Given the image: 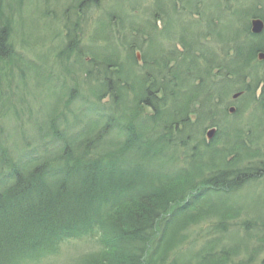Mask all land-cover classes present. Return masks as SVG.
Returning a JSON list of instances; mask_svg holds the SVG:
<instances>
[{
    "label": "trees",
    "instance_id": "16d2710c",
    "mask_svg": "<svg viewBox=\"0 0 264 264\" xmlns=\"http://www.w3.org/2000/svg\"><path fill=\"white\" fill-rule=\"evenodd\" d=\"M230 21L223 23L227 32ZM7 37L6 27L1 26L0 59L15 57ZM146 38V46L134 45L142 51L144 72H132L131 64H138L129 52L124 63L112 61L115 65L97 69L95 78H101L102 89L96 101L84 102L76 114L85 117L86 128L95 126L96 133L89 135L88 126V131L68 135L62 120L52 118L51 139L43 149L37 155L26 150L0 173V256L47 241L102 235L103 251L92 264H228L234 259L240 246L226 234L222 241L211 238L198 248H188L186 230L189 225L216 220L214 231L226 232V220L243 212L233 193L257 175L253 169H239L235 156L227 167L197 181V167L213 166L232 154L219 152L218 140L201 147L205 143L202 130L216 125L211 111L217 109L218 80L213 68L203 62L205 56L195 55L183 37L181 51L164 47L155 35ZM93 55L99 62L98 54ZM243 76L251 78L248 93H255L264 81L248 72ZM188 77L198 80V91L205 94L198 107L188 101V96L199 93L188 89ZM109 93L111 99L103 102ZM259 98L264 107V87ZM130 109L129 115L126 110ZM71 111L62 115L64 122ZM219 130L227 140L239 136ZM114 135L119 139L110 140ZM53 143L57 146L49 150L47 145ZM175 148L189 149L185 166L176 167L180 161L174 158ZM0 154L3 168L7 156L3 150ZM32 160L38 163L29 167ZM258 264H264V255Z\"/></svg>",
    "mask_w": 264,
    "mask_h": 264
},
{
    "label": "rangeland",
    "instance_id": "374dc122",
    "mask_svg": "<svg viewBox=\"0 0 264 264\" xmlns=\"http://www.w3.org/2000/svg\"><path fill=\"white\" fill-rule=\"evenodd\" d=\"M138 1L139 6L153 4V0ZM78 2L79 0H3L0 27H6L7 43L21 59H0V150L7 156L3 168L0 161V173L13 161L21 158L26 150L37 155L43 149V144L51 139L50 120L65 113L72 92H78L71 105L74 115L81 105L80 99L76 100L78 97L88 100L95 97L90 84V81H94L85 77L86 70H90L85 66L84 60L88 53L79 54V59L75 53L67 51L65 30L70 26L68 23L61 26L62 19L67 14L75 20L83 35V43L87 44L92 40L91 33L92 30L95 31L97 19L107 12L119 10L118 6L125 5L126 0H88L89 3L80 7L83 12L74 17ZM140 14L143 15V12L140 11ZM116 45L119 50H123L119 41ZM87 99H82V103ZM229 100L228 97L227 103ZM244 103L245 99H240V107L232 115L226 116V121L237 122L244 130L239 136L248 143L244 147L222 145L228 148L227 152H231L232 148L236 151L240 160L236 164L238 168H264V109L259 103L251 101L243 107ZM74 117L67 114L65 123H68V128L64 129L65 132H75L82 126L81 122L74 123ZM83 122L86 123V120ZM245 125L247 129L244 128ZM112 139L118 140L119 137L114 135ZM54 146L57 144H48L47 148L50 150ZM189 152L180 149L173 151L174 158L180 161V164L176 163V167L186 165L185 157ZM36 162L38 163L37 160L30 161L29 167H33ZM221 162L213 166L197 167V181H202L215 169L229 165L225 161ZM172 166L175 167V163ZM172 166L169 165L168 168L172 169ZM188 194L189 192L186 195ZM233 194L232 197L240 204L243 213L226 220L225 227L229 231L216 233V220L189 225L186 230V234L190 235L188 248H198L211 238L215 241L217 237H221L222 241L225 234L227 239L234 241L237 235L238 241L235 243L240 247L228 264H258L264 255V175L257 181L246 182L237 194ZM216 226L223 227L218 222ZM102 239V235H92L61 242L47 241L37 248L3 253L0 264H92L103 251ZM52 242L57 243L50 244Z\"/></svg>",
    "mask_w": 264,
    "mask_h": 264
},
{
    "label": "flooded vegetation",
    "instance_id": "af4514ba",
    "mask_svg": "<svg viewBox=\"0 0 264 264\" xmlns=\"http://www.w3.org/2000/svg\"><path fill=\"white\" fill-rule=\"evenodd\" d=\"M153 1L152 9H154V12L144 19L136 18L133 22H129L127 15L120 16L121 20L112 13L105 15L112 22L109 28L117 32V41H119V45L123 49L121 52L132 54L136 64H138L136 52L140 53L141 64H138V67L131 64L132 68L134 67V73L140 74V72H144L141 68L143 63L142 51L134 45L140 43L146 46L149 40H146L147 38L144 39L143 36L147 32L148 35H155L159 38L158 40L162 42L164 47H171L169 34L173 31L170 27L173 9L174 6L175 8H180V4L183 2L185 7L179 12V17H188L183 24L184 32L188 33V47L190 49L196 47L202 49H191V51L195 55L198 53V57H201L202 54L205 56H203L205 58L203 62L213 68L212 72L219 84L217 98L215 99L217 109L211 111L212 121L215 122L217 130L219 127L223 129L237 127V122L226 121V116L229 115L227 113L228 108L230 106L240 107V104H238L240 98L251 97L252 99L249 98L251 101L257 102L260 100L259 97L264 87V81H260L255 93H248L246 86L250 83L251 78L250 76H243L244 73L248 72L259 78L264 77V36H258L264 30V0ZM195 12L198 13V18L194 17ZM227 12H231L233 15L229 16ZM132 16L139 17L138 14ZM226 20L234 21L233 29H229L228 32L223 25ZM253 20H260L263 24L262 30L258 33L252 30ZM142 21L145 22L146 26L140 25ZM150 22L153 23L152 27L149 26ZM78 34L81 36L80 30ZM237 44H239L238 47ZM251 53L252 56L249 57ZM120 57L122 59L121 62L124 63L125 57ZM188 57H190L189 54ZM110 65L114 64L110 63ZM115 68L118 69L119 67L116 66ZM150 82L153 81L148 80V83ZM198 83V80H192L188 77L189 90L198 91ZM157 84L153 85L154 89ZM237 84H241L242 88L236 89ZM195 87L196 89H194ZM198 92L194 96H188V101L190 100L195 107L199 106V100L205 96L202 91ZM236 94H239V96L234 98L233 96ZM158 96L159 93H157ZM228 97L230 100L227 103ZM259 102L263 104L261 100ZM191 116L192 114L188 113V118L194 121L195 119H192ZM253 135L257 137L256 133ZM232 141H235V138ZM224 142L225 140L220 138V143Z\"/></svg>",
    "mask_w": 264,
    "mask_h": 264
},
{
    "label": "water",
    "instance_id": "95a60500",
    "mask_svg": "<svg viewBox=\"0 0 264 264\" xmlns=\"http://www.w3.org/2000/svg\"><path fill=\"white\" fill-rule=\"evenodd\" d=\"M262 28H263V24H262V22L260 20H253L252 21V30H253V32L258 33V32H260L262 30ZM213 131L214 130L209 131L207 133V136L211 137V135L213 134Z\"/></svg>",
    "mask_w": 264,
    "mask_h": 264
},
{
    "label": "bare ground",
    "instance_id": "6f19581e",
    "mask_svg": "<svg viewBox=\"0 0 264 264\" xmlns=\"http://www.w3.org/2000/svg\"><path fill=\"white\" fill-rule=\"evenodd\" d=\"M140 25H142V26H146L145 22H143V21L140 23ZM158 42L160 43L161 41L158 40Z\"/></svg>",
    "mask_w": 264,
    "mask_h": 264
}]
</instances>
